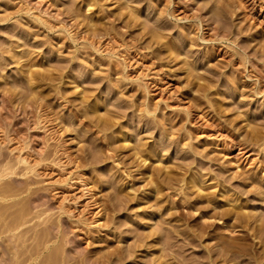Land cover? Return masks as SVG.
I'll use <instances>...</instances> for the list:
<instances>
[{
  "label": "rangeland",
  "instance_id": "374dc122",
  "mask_svg": "<svg viewBox=\"0 0 264 264\" xmlns=\"http://www.w3.org/2000/svg\"><path fill=\"white\" fill-rule=\"evenodd\" d=\"M227 1L0 0V264H264V0Z\"/></svg>",
  "mask_w": 264,
  "mask_h": 264
},
{
  "label": "bare ground",
  "instance_id": "6f19581e",
  "mask_svg": "<svg viewBox=\"0 0 264 264\" xmlns=\"http://www.w3.org/2000/svg\"><path fill=\"white\" fill-rule=\"evenodd\" d=\"M216 2H217V0H216ZM219 2V1H218ZM226 2H228L227 0H226ZM229 2H230V0H229ZM84 3H85V7L87 8V10H90V8H91V3H90V0H84ZM242 3V2H241ZM220 4V3H219ZM219 4H218V6H219ZM221 5H223V4H221ZM226 6V5H225ZM225 6H223V7H225ZM230 6V5H229ZM220 7V6H219ZM231 8V7H230ZM175 9V8H174ZM220 9V8H219ZM226 9V8H225ZM166 10H167V8H166ZM217 11V10H216ZM225 11V10H224ZM167 12V11H166ZM175 11L174 10H172V13H174ZM215 12V11H214ZM169 13V12H168ZM226 13V12H225ZM229 13V12H228ZM171 14V13H170ZM219 14V13H218ZM222 14V13H221ZM248 14V13H247ZM138 17H139V15H138ZM222 17V16H221ZM220 18V17H219ZM229 18V17H228ZM181 19V18H180ZM225 19V18H224ZM227 19V18H226ZM228 20V19H227ZM149 21V20H148ZM146 23H148V22H146ZM171 24V23H170ZM222 25V24H221ZM155 26H157V25H154L153 27H155ZM220 26V25H219ZM149 27V26H148ZM163 27V26H162ZM225 27V26H224ZM224 27H222V28H224ZM170 27H167V29H164V28H161L159 31L157 30V32H156V35L158 36V37H161V39H163V42H160V45H161V47H163V48H165V49H167V51L170 53V54H172V53H174V50H176V48L177 47H175V46H173V43L171 42V39H170V37H169V34L168 33H164V32H166L168 29H169ZM220 28V27H219ZM219 28H217V30L219 29ZM148 29V28H147ZM154 29V28H153ZM171 29V28H170ZM212 29V28H211ZM166 30V31H165ZM225 29H223V31H224ZM170 31V30H169ZM168 32V31H167ZM92 33V32H91ZM101 33V32H100ZM217 33H218V31H217ZM223 34H221V36L222 37H225L227 34L225 33V32H222ZM93 34V33H92ZM145 34V33H144ZM237 34V33H236ZM242 34V33H241ZM231 40V39H230ZM151 41V40H150ZM89 44V43H88ZM90 44H93V42H90ZM176 45V44H175ZM178 46V45H177ZM163 50V49H162ZM161 51V50H160ZM239 54V53H238ZM241 55V54H240ZM173 60V59H172ZM187 64V63H186ZM33 71V70H32ZM195 75V74H194ZM198 76V75H197ZM201 76V75H200ZM43 77V76H42ZM200 78V77H199ZM47 79V78H46ZM36 80V79H35ZM29 81V80H28ZM30 88V87H29ZM40 100V99H39ZM89 104V103H88ZM89 114V113H88ZM163 120V119H162ZM104 123V122H103ZM102 124V123H101ZM103 125V124H102ZM109 125V124H108ZM99 127V126H98ZM152 132V131H151ZM256 135V134H255ZM259 135H261V134H259ZM110 138V137H109ZM141 141V140H140ZM157 146V145H156ZM160 147V146H159ZM109 149V148H108ZM136 149V148H135ZM137 150V149H136ZM135 151V150H134ZM141 151V150H140ZM139 151V152H140ZM143 151V150H142ZM244 151V150H243ZM138 152V151H137ZM134 153V152H133ZM144 154V153H143ZM143 154H141V155H143ZM141 157V156H140ZM243 157V156H242ZM138 158H139V156H138ZM151 158V157H150ZM141 159V158H140ZM143 159V158H142ZM158 159V158H157ZM21 160V159H20ZM139 160V159H138ZM146 161V160H145ZM3 162V161H2ZM21 162V161H20ZM9 163V162H8ZM3 164H4V162H3ZM3 164H1V161H0V179H2V178H4V177H6V176H9L10 174L12 175V173H13V168H12V166L10 167L9 165L8 166H6V164L7 163H5V165H3ZM13 166H15V165H13ZM28 167V166H27ZM33 168V167H32ZM25 169H28V168H25ZM145 169V168H144ZM262 169V168H261ZM143 171V170H142ZM152 171V170H151ZM15 173V172H14ZM143 175V174H142ZM155 176V175H154ZM158 176V175H157ZM250 179V178H249ZM251 180V179H250ZM1 181V180H0ZM5 181V180H4ZM157 181V180H156ZM197 183V182H196ZM166 184H168V183H166ZM255 184V183H254ZM6 185V184H5ZM259 186V185H258ZM4 187V186H3ZM2 187V188H3ZM8 188H9V186H7ZM5 188V187H4ZM7 189V188H6ZM1 190V189H0ZM122 194V193H121ZM159 200V199H158ZM158 204V203H157ZM159 207V206H158ZM232 209V208H231ZM158 210V209H157ZM231 211V210H230ZM232 212V211H231ZM236 212V211H235ZM226 213V212H225ZM223 214V213H222ZM227 214V213H226ZM157 215V214H156ZM237 216V215H236ZM233 217V216H232ZM238 218V217H237ZM243 218V217H242ZM236 219V218H235ZM240 219V218H239ZM241 221V220H240ZM46 229V228H45ZM233 230V229H232ZM67 237V236H66ZM105 238V237H104ZM149 242V241H148ZM21 249V248H20ZM97 264L99 263V261L98 262H96Z\"/></svg>",
  "mask_w": 264,
  "mask_h": 264
}]
</instances>
